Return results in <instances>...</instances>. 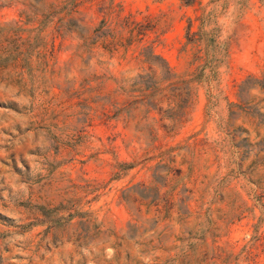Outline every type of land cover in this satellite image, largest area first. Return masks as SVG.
Masks as SVG:
<instances>
[{
    "label": "rangeland",
    "instance_id": "374dc122",
    "mask_svg": "<svg viewBox=\"0 0 264 264\" xmlns=\"http://www.w3.org/2000/svg\"><path fill=\"white\" fill-rule=\"evenodd\" d=\"M214 1L0 0V264H264V0L196 82Z\"/></svg>",
    "mask_w": 264,
    "mask_h": 264
},
{
    "label": "trees",
    "instance_id": "16d2710c",
    "mask_svg": "<svg viewBox=\"0 0 264 264\" xmlns=\"http://www.w3.org/2000/svg\"><path fill=\"white\" fill-rule=\"evenodd\" d=\"M183 1L192 3L195 0ZM216 3L217 0L211 2V8L205 9L203 11L202 16L199 18L200 26L198 32L192 31L191 21L187 30L188 43H194L200 46V52L203 54V65L199 67L198 71L194 74L191 79L196 82H202L203 79L207 77H214L219 66L224 63L229 57L228 43L221 39V28L217 18V8L215 7ZM140 27H142V24L134 20L133 18H124L119 23V28L121 31L119 33V36L121 33L124 34L128 32L131 35V43H129V46H131L132 43L135 42L141 43L144 40L142 34L139 35V37L133 36L135 29H139ZM121 40L123 39L121 38ZM121 40L116 41L114 43V46L118 47L119 42L122 43ZM154 45L155 42L151 43V45L144 49V56L148 58H159L163 60L162 57L156 55ZM163 62L165 61L163 60ZM166 68L168 75H170L169 78L165 79L167 82H169L167 83V87L164 86L166 83H155L152 85L153 90L162 91V89L164 90L168 87L189 84L190 80L176 75H172V70L169 68L168 65Z\"/></svg>",
    "mask_w": 264,
    "mask_h": 264
}]
</instances>
